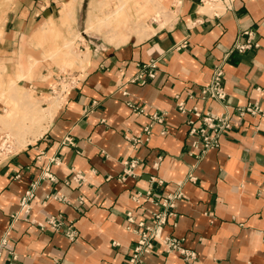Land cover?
Returning a JSON list of instances; mask_svg holds the SVG:
<instances>
[{"label": "crops", "instance_id": "crops-1", "mask_svg": "<svg viewBox=\"0 0 264 264\" xmlns=\"http://www.w3.org/2000/svg\"><path fill=\"white\" fill-rule=\"evenodd\" d=\"M76 1L0 0V67L11 72L17 65L16 77L34 90L41 105L69 81L53 115L41 117L42 126L26 136V143L0 159V241L7 238L0 264H129L137 235L127 228V212L148 223L160 209L145 197L136 202L133 195L150 190L157 199L178 186L182 196L164 234L183 239L196 257L185 260L157 241L144 264H264V0H234L232 9L221 1L149 0L159 15L150 10L145 24L134 25L116 15L101 42L88 34L93 31H88L90 10L82 28L72 33L84 38L81 68L56 72L44 65L29 78L37 59L18 47L42 30L76 20ZM245 31H254L257 45L233 49L238 38L245 41ZM62 42H54L49 57ZM47 59L42 62L51 64ZM151 60L158 63L156 76L133 81L140 65ZM217 63L224 67L232 127L221 135L218 148L198 159L201 149L192 147L188 115L177 102L223 111L214 99L189 98L209 83ZM12 83L16 80L10 78ZM248 103H258L262 112L239 115L237 108ZM154 112L165 113L163 123L153 122ZM130 159L138 161L135 174L123 179ZM76 171L84 176L81 183L70 179ZM31 188L26 214L20 201ZM61 195L67 201L54 198ZM17 212L19 218L13 219ZM54 214L73 221L74 240L31 222Z\"/></svg>", "mask_w": 264, "mask_h": 264}, {"label": "built area", "instance_id": "built-area-1", "mask_svg": "<svg viewBox=\"0 0 264 264\" xmlns=\"http://www.w3.org/2000/svg\"><path fill=\"white\" fill-rule=\"evenodd\" d=\"M221 1L225 9H232L234 0H202L204 4L215 3ZM246 35L245 41L237 39L234 43L233 49L240 52L245 51L248 48H251L256 43H252L254 37V31H245L243 33ZM158 67L157 60H151L147 63L140 65L137 75L134 77L133 81H139L145 83L147 79L154 78L156 76V69ZM224 76V67L223 63H217L214 65L212 70V75L209 83L202 85L198 88V92H190L189 98L191 99H200L208 100L214 99L220 102L224 109L221 112H214L211 109H201L198 105H193L188 107L185 101L178 100L177 108L181 113L188 115V124L190 136H194L192 141V147L200 148L201 152L197 155V158L200 159L203 155L210 149L218 148L220 145L221 135L228 129L232 127V116L228 111V106L225 104L227 98V91L223 84ZM68 81V80H66ZM134 110L137 112H142L143 109L134 106ZM237 112L239 115H243L246 112L250 113H259L262 112V108L258 103H248L245 106L238 107ZM151 118L154 121L163 123L165 120V113L154 112L151 115ZM151 124L147 125L144 128V137L147 139L150 134ZM165 130H163L164 132ZM1 138H4L2 136ZM135 139V138H134ZM9 137L6 135V138L2 141L7 144V147L10 146L8 143ZM140 141L141 137L135 139ZM136 159H130L125 161V169L121 178H125L127 175H134V168L137 165ZM157 165V163H156ZM48 173V171H47ZM50 179L54 177L52 174H49ZM71 180L81 183L84 181V176L80 171L74 172L71 177ZM189 179L194 181L196 178L194 175H189ZM151 180L155 181L156 178L151 176ZM161 182V181H160ZM34 196V189L31 188L27 190L21 198L20 208L21 212L29 214L31 210V199ZM182 196L181 188L178 186L175 191L167 194L165 197L155 198L152 196L150 190L145 193L138 192L133 195V199L136 202H140L142 198H146L160 206V209L153 213V220L151 222L139 221L136 222L131 211L127 212V221L129 225L128 229L136 233L137 240L133 246L132 254L129 258V264H144V256L152 253L155 243L158 241L162 243L168 253L177 252L183 259L190 260L196 257L195 252L189 251L182 245L183 239L165 235L164 227L167 223L169 217L175 216V204L178 198ZM54 198L59 200L67 201V197L64 195L54 196ZM84 199L80 196L77 199L78 204H82ZM20 213H14L12 215L13 219L19 218ZM34 224H37L41 229L49 228L54 231H64L65 235L70 239L74 240L77 237V229L74 226L73 221H66L62 214L48 215L44 221L36 222L31 221ZM133 224H136L133 227ZM7 245V238L4 237L0 241V256L2 255L4 247Z\"/></svg>", "mask_w": 264, "mask_h": 264}, {"label": "rangeland", "instance_id": "rangeland-1", "mask_svg": "<svg viewBox=\"0 0 264 264\" xmlns=\"http://www.w3.org/2000/svg\"><path fill=\"white\" fill-rule=\"evenodd\" d=\"M148 1L149 0H77L75 4L77 9L76 20L70 19L67 23H60L59 25H56L57 28L54 30H42V32L34 34L32 38L22 41V47H18V51L22 50L25 54H32V58L37 59V62L32 68L33 76L31 75L29 78L33 79L35 73L40 72V68L44 67V65L53 68L56 72H74L81 68L80 66L83 63L84 58L81 56L82 47L80 44L84 41V38L82 35L75 36L72 35V33H78L77 30L82 28L85 21V15L87 12L89 14L90 10L91 18L89 26H91V28H89L88 31H93L88 34L94 36V42H101L102 37L105 36L104 33L106 29L104 28L110 30L109 24L114 21L116 15H119L123 19H129V23L134 22L132 25L137 24L136 21L138 20L145 24L146 19L149 14H151L149 13L150 10L159 15L161 10L158 7L152 6L154 1L151 3L153 9H151ZM145 2L149 9L146 11L147 14H142L139 11V8L142 7V4ZM119 4L123 5V7L118 14L114 15L113 12ZM216 5L222 7L220 2ZM55 22L57 23L58 20ZM73 24L76 25L72 31L71 26ZM67 28L68 31L63 30ZM63 36L68 38L62 42ZM78 38L81 40H77ZM105 40H107V38H105ZM54 42H62V45L57 48V54H54L55 56L51 58L49 57V54L53 51L52 46L54 45ZM66 42L69 43L67 46H65ZM87 55L88 54H86V56ZM43 59H47L51 64L42 62ZM15 67L16 68L11 72L0 67V159L5 158L8 153L17 151L21 148L23 141H26V136H29V134L37 130L39 126H42V121H40L41 117L45 120L53 115L56 106L60 104L59 101H61V90L69 86V81L63 80L57 88L55 97L50 99V103L48 105H41V101L35 96L34 90L28 87L24 80H20L16 77L14 72L17 69V65H15ZM10 78L16 80V84L13 87L9 86ZM18 98H21V101H17ZM25 101L31 102L26 108L23 105ZM50 104H54L52 109H49ZM7 108L11 109L12 112L5 113V109ZM6 135L9 137V147H7L6 143L2 144ZM2 136H4V138H1Z\"/></svg>", "mask_w": 264, "mask_h": 264}, {"label": "bare ground", "instance_id": "bare-ground-1", "mask_svg": "<svg viewBox=\"0 0 264 264\" xmlns=\"http://www.w3.org/2000/svg\"><path fill=\"white\" fill-rule=\"evenodd\" d=\"M122 7H123V5L119 4V6L116 7V10L113 12V14L115 15L116 13H118ZM139 9H140V10H143V9H146V10H147V9H148V5H147V3H146V2L143 3V4H142V7H140ZM117 17H119V15H118ZM68 44H69V43L66 42V43H65V46H67ZM14 85H15V84L12 83L10 87H13ZM53 105H54V104H50L49 109H52V106H53ZM24 143H26V141H25V142L23 141V144H24Z\"/></svg>", "mask_w": 264, "mask_h": 264}]
</instances>
